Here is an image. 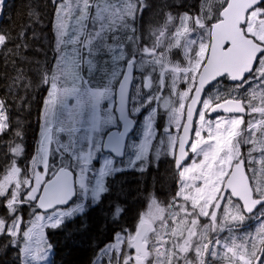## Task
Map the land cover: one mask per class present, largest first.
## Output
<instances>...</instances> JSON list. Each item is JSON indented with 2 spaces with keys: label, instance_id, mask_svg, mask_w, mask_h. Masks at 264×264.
<instances>
[{
  "label": "snow or ice",
  "instance_id": "obj_1",
  "mask_svg": "<svg viewBox=\"0 0 264 264\" xmlns=\"http://www.w3.org/2000/svg\"><path fill=\"white\" fill-rule=\"evenodd\" d=\"M206 2L29 0L23 23L0 26V264H156L157 242L143 257L134 239L149 191L165 180V163L174 164L160 154L171 87L167 74L161 85L155 57L163 59L172 29L190 18L193 30L168 54L175 61L191 48L180 64L195 60L218 18L208 17ZM6 6L0 0V16ZM255 69L244 79H255ZM17 169L25 182L14 195ZM256 210L264 221V202ZM223 251L218 239L210 243L204 264H264V233L232 256ZM195 259L190 251L176 264Z\"/></svg>",
  "mask_w": 264,
  "mask_h": 264
},
{
  "label": "rangeland",
  "instance_id": "obj_2",
  "mask_svg": "<svg viewBox=\"0 0 264 264\" xmlns=\"http://www.w3.org/2000/svg\"><path fill=\"white\" fill-rule=\"evenodd\" d=\"M206 7H208L206 10L208 17H214L215 14H212L214 11L211 6V0L206 3ZM262 14H264V9L260 7L251 11L245 30L248 35L250 34V36L252 35L264 43V15ZM189 19L185 18L183 25H180L178 30L172 29L174 39L167 45L163 59L159 56L155 57V62L158 66L163 64V68L160 69L162 75L161 85L163 86L164 75L167 74L170 80L171 96H165L161 105L167 113L166 124L171 129L166 134L163 152L170 157H174L177 139L184 125L186 107L202 64L206 60L210 45V42L207 41V37L210 36V29H205L206 42L203 46L197 48L195 60L190 64L185 63L183 66H181L178 59L173 61L172 57L168 54V50L180 47L182 42L188 38V34L193 30L189 26ZM197 22H200L198 24L200 27H204L202 20L199 19ZM191 51V48H181V57L179 59L187 61L189 59L187 53H191ZM259 64L260 66L257 67L262 68L261 71H263L264 56H260ZM258 71L259 69L254 73V76ZM181 83H186V87L181 89ZM209 100V97H207L203 102L196 121V132L190 145L193 159L179 172L181 177V201L173 206L163 207L151 200L148 209L144 212L139 222L140 224L143 221H147L151 225L145 241L149 244L152 240H155L158 244L155 254L159 259L156 261V264H162L163 262L170 264L171 260L175 258L173 256L169 261V254H172L170 250H174L175 248L177 249L173 253H177L185 258L184 256L190 252L193 243L196 253L200 254L201 250H203V255L206 249V245L203 244L205 238L210 239V235L215 234L222 223L236 220L241 221L243 219L242 215L244 213H242V210L237 205L232 204L233 200L230 195H228L223 208L217 209L216 206L224 182L231 171V166L233 163H237L242 155L240 149V146H242L241 138L246 134L249 140L254 142V131L257 130L260 121H255L251 124L249 132L247 131L242 136H238L237 134L241 130L244 121L243 117L222 116L211 118L206 112L210 105ZM262 116H264V111H262ZM3 126V117L0 116V129ZM262 148H257V150L263 151ZM254 151L255 149L252 148L249 153ZM261 158L260 156L253 157L249 155L248 160L251 164H255L256 162L264 164V158ZM13 167L15 168V165ZM260 171L262 172H260V175L254 173L256 176L250 177V179L256 197L263 198L264 166ZM13 178L19 181L17 188L14 189L15 195L20 188V183H22V180L19 178L18 169L13 174ZM236 202L240 204L238 201ZM169 219L172 221H169ZM251 224V227H247L243 231L245 242H247L249 235L256 237L258 232L264 233V221L261 220V216ZM219 242L224 249L221 255L225 257L232 256L233 252L230 249L233 247L226 244L225 241L219 240ZM243 259V257H239L236 264H240ZM190 263L191 261H186V264Z\"/></svg>",
  "mask_w": 264,
  "mask_h": 264
},
{
  "label": "water",
  "instance_id": "obj_3",
  "mask_svg": "<svg viewBox=\"0 0 264 264\" xmlns=\"http://www.w3.org/2000/svg\"><path fill=\"white\" fill-rule=\"evenodd\" d=\"M260 0H228L220 13V19L211 26L210 45L207 57L196 79V84L188 101L185 111V121L182 127L175 157V169H181L191 160L190 145L192 144L195 122L200 107L205 99L202 98L207 84L217 82L227 77L233 84L245 81L247 73L253 72L257 67V58L264 53V44L246 33V25L251 11ZM241 116L248 115V109L242 99L229 98L215 104L208 115ZM230 195L232 199L241 204L245 215L252 216L258 210L257 205L264 202V197H256L252 187L244 159L234 164L229 176L224 182L218 200L217 209H221ZM256 210V211H254ZM151 229L147 221L139 224L134 239L143 252V257L148 256L145 241Z\"/></svg>",
  "mask_w": 264,
  "mask_h": 264
},
{
  "label": "trees",
  "instance_id": "obj_4",
  "mask_svg": "<svg viewBox=\"0 0 264 264\" xmlns=\"http://www.w3.org/2000/svg\"><path fill=\"white\" fill-rule=\"evenodd\" d=\"M208 1L210 0H207V2ZM227 1L228 0H211V6L214 11V13L212 14H215V16H218L215 22L220 19V13L222 9H224V7L226 6ZM33 2H38V0H33ZM28 3H29V0H7V6L5 9V13L3 16L0 17V26H9V25H15L18 23H23L24 20H26L25 13L27 11ZM206 3L203 5L205 10L208 9V7H206ZM169 26H171L170 22H169ZM179 26L180 24L178 23L174 28L178 30ZM166 30L167 28L164 29V31ZM164 31H161L160 37H157V40H160V38L164 34ZM257 41L264 44L263 42L259 40ZM177 59L180 61L179 58ZM259 66L260 64L258 65V67ZM258 67L255 69V72L259 69V71L254 76L255 79H253V77L251 78L249 77L250 79L248 78V80H245L242 83L233 84L229 81L227 77H223L222 79H220L219 81L215 83V86L206 95V97H209V99H211L212 102L215 104L220 103L229 98L244 99L248 104L250 112L247 115V117H245L244 120L246 121L244 122L241 130H244L248 125L253 124L255 121H258L262 117V114L253 111V107H254L253 103L257 101L259 98H262L264 100V80L260 79L261 77H264V68H263V71H261L262 68H258ZM249 81H252L251 86L246 88L245 86L249 84ZM263 133L264 131L258 133L256 137L253 136V138L255 137L254 142H251L249 140V137H247L246 134L241 138L242 145H246L247 147L250 148V150L252 148L255 149L254 152L248 153L250 156H253V157L260 156L264 158V149L262 148L263 151H259L257 150V148H261V147L256 146L262 140ZM160 154L161 156H164L166 153L162 151ZM167 157H170V156L167 155ZM170 158L174 159L173 157H170ZM249 166L251 167V169L257 166L261 170L264 164H261V162L260 164H258V162H256L255 164L249 163ZM254 173L255 171L250 172V177L256 176ZM161 175L165 176V180L160 184H155V189H156L155 192L149 191L147 209L150 205L151 200L155 201L159 206H163V207L173 206L177 202L181 201V198H180L181 177H180L179 172L175 169V165L171 161H167L165 163L164 168L161 170ZM24 182L25 181H22V183ZM173 184L175 185V187H173ZM150 185H151V182H150ZM135 187L136 185H133L134 189ZM140 193L141 194L143 193V185H141ZM232 204L237 205L242 210L241 204H238L236 201L235 202L232 201ZM146 210L141 211L139 220L136 224V228L138 227L141 217L143 216ZM242 213H244L243 210H242ZM242 216H243V219H241V221L236 220L233 222L228 221V222L222 223V225L220 226L219 232H218L220 234L215 233L214 237L218 234L219 240H222V241H226L229 239V237H231V243L229 244L231 247H235L236 245L244 243L245 241L243 239V236H244L243 231H245L247 227L248 228L251 227V225L254 224V223L251 224L252 222H254L255 220L257 221L258 217L261 216V211L258 210L257 213H255L252 216H247L245 214H243ZM169 221H172V220L169 219ZM237 237H239V239H237ZM213 241L214 240L210 241L209 238H205L203 240V244L206 245V249L203 255H202L203 250H201L200 254H197L198 258L196 259V262H198V264H201L205 253L208 251L210 243ZM170 251H173V250H170ZM190 251H195L194 243L192 244Z\"/></svg>",
  "mask_w": 264,
  "mask_h": 264
},
{
  "label": "flooded vegetation",
  "instance_id": "obj_5",
  "mask_svg": "<svg viewBox=\"0 0 264 264\" xmlns=\"http://www.w3.org/2000/svg\"><path fill=\"white\" fill-rule=\"evenodd\" d=\"M199 19H197V21H198ZM197 24H200V22H197ZM212 26V25H211ZM210 34H211V27H210ZM258 66V65H257ZM257 68V67H256ZM207 97L205 96V99H206ZM205 99H204V101H205ZM233 99H239V98H233ZM243 101H244V103H245V106L247 107V109H248V114H249V112H250V110H249V107H248V104H247V102L244 100V99H242ZM203 101V102H204ZM210 101V105H209V107H208V109H207V114H208V111L215 105V103H213L212 102V100L210 99L209 100ZM203 104V103H202ZM254 107H253V111H255V112H258V113H260V114H262V111H264V100L262 99V98H259L257 101H255L254 103ZM201 108H202V105H201V107H200V110H199V112L201 111ZM199 112H198V114H199ZM222 116H224V115H220V114H217V115H213V116H209V117H211V118H216V117H222ZM245 117H247V116H245ZM245 117H243V119H245ZM197 119H198V115H197V118H196V121H197ZM184 121H185V118H184ZM246 120H244L243 121V124H244V122H245ZM258 121H260V124H259V126L257 127V130L256 131H254V135L253 136H255L256 137V135L258 134V133H260V132H263L264 131V116H262ZM243 124H242V126H243ZM242 126H241V129H242ZM181 130H182V128H181ZM181 130H180V133H181ZM251 130V125H248L244 130H239V133L237 134L238 136H242L245 132H249ZM195 132H196V122H195V131H194V135H195ZM180 133H179V136H180ZM236 135V136H237ZM178 139H179V137H178ZM178 139H177V143H178ZM193 139H194V137H193ZM193 142V141H192ZM177 143H176V149H175V153H174V165H175V157H176V151H177ZM262 143V144H261ZM256 146H262L263 147V149H264V133H263V137H262V140L260 141V143L259 144H257ZM261 147V148H262ZM240 149H241V152H242V155H241V157H240V159L241 158H243L244 160H245V163H246V168H247V171H248V174H249V176H250V172H252V171H255V173L256 174H259L261 171H260V169L256 166V167H254V168H252L251 169V167L249 166V160H248V157H249V151H250V148L249 147H247L246 145H242V146H240ZM191 152V151H190ZM191 155H192V157H191V160L186 164V165H188L191 161H192V159H193V153L191 152ZM239 159V160H240ZM262 159V158H261ZM238 160V161H239ZM237 161V162H238ZM234 164L235 163H233V165L231 166V170H232V168H233V166H234ZM250 169H251V171H250ZM178 172H180V171H178ZM231 172V171H230ZM262 173V172H261ZM230 174V173H229ZM229 176V175H228ZM227 179V178H226ZM228 198V197H227ZM227 198H226V200H227ZM230 198V197H229ZM232 199V198H231ZM233 201H236V200H234V199H232ZM220 229V228H219ZM219 229L217 230V232L216 233H218L219 232ZM218 234H220V233H218ZM217 234V235H218ZM214 235L215 234H212V235H210V241H212V240H216L218 237H219V235L217 236H215L214 237ZM176 249L177 248H175L173 251H170V253H172V254H169V256H170V258L168 257V259H169V261L171 260V258H173V256L175 257L173 260H171V262H170V264H176V257H179V258H183L182 256H180V255H178L177 253H173V252H175L176 251ZM198 253H196V259L198 258V255H197ZM149 255V254H148ZM188 255V254H187ZM187 255H185L184 257H187ZM196 259H195V261H191V263L190 264H198V262H196ZM165 261V260H164ZM162 264H165L164 262L162 263ZM201 264H204V259L202 260V262H201Z\"/></svg>",
  "mask_w": 264,
  "mask_h": 264
},
{
  "label": "built area",
  "instance_id": "obj_6",
  "mask_svg": "<svg viewBox=\"0 0 264 264\" xmlns=\"http://www.w3.org/2000/svg\"><path fill=\"white\" fill-rule=\"evenodd\" d=\"M257 122H258V121H257ZM256 124H257V123H256ZM256 124H255V125H256Z\"/></svg>",
  "mask_w": 264,
  "mask_h": 264
},
{
  "label": "bare ground",
  "instance_id": "obj_7",
  "mask_svg": "<svg viewBox=\"0 0 264 264\" xmlns=\"http://www.w3.org/2000/svg\"><path fill=\"white\" fill-rule=\"evenodd\" d=\"M257 213V212H256Z\"/></svg>",
  "mask_w": 264,
  "mask_h": 264
}]
</instances>
